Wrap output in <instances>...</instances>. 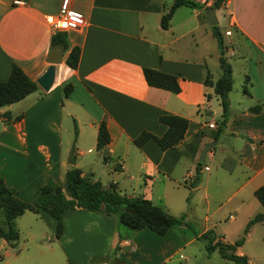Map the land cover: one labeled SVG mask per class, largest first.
I'll list each match as a JSON object with an SVG mask.
<instances>
[{
	"label": "crops",
	"instance_id": "crops-1",
	"mask_svg": "<svg viewBox=\"0 0 264 264\" xmlns=\"http://www.w3.org/2000/svg\"><path fill=\"white\" fill-rule=\"evenodd\" d=\"M13 1L0 0V81L16 64L36 82L49 66L46 56L57 32L47 17L58 13L61 0ZM195 1L196 7H177L163 29L160 19L173 0H69L84 15L85 25L62 31L69 48L54 65L51 87L44 90L36 82L34 92L0 107V177L19 199L33 203L38 186L61 185L71 168L105 187L114 183L127 196L137 195L119 190L118 174L139 171L149 189L158 176L166 178L180 169L178 184L188 188L191 198L186 201L195 204L199 197L205 221L213 219L197 237L214 228L216 240L233 244L247 222L264 212L254 194L264 183V0H226L215 9V15L221 12L228 21L225 32L230 33L221 36L233 77L225 127L217 140L222 108L213 86L204 84L206 76L214 83L222 74L205 10L214 0ZM74 46L80 54L73 69L65 58ZM143 67L176 76L180 91L148 85ZM65 84L72 86L67 96ZM256 105L259 110L251 111ZM164 114L188 120L183 139L167 150L152 139L135 146L133 139L142 131L164 133L166 126L158 121ZM101 122L110 140L97 148ZM209 143L214 144L201 162V179L190 188L200 153ZM96 161L103 164L101 173L113 172L114 179L104 183L95 176ZM24 216L55 234L56 221L49 214L27 210L16 221ZM228 221L233 223L223 225ZM62 223L63 235L54 236L57 256L51 257L49 245L40 240L28 246L33 232L16 247L19 230L14 247L0 239V264H170L191 259L181 254L175 258L181 246L170 241V229L163 235L147 228L131 230L119 225L114 213L76 208L63 215ZM256 232L264 237V219L251 224L244 242L231 251L246 256L247 264L256 256L249 246Z\"/></svg>",
	"mask_w": 264,
	"mask_h": 264
},
{
	"label": "trees",
	"instance_id": "trees-1",
	"mask_svg": "<svg viewBox=\"0 0 264 264\" xmlns=\"http://www.w3.org/2000/svg\"><path fill=\"white\" fill-rule=\"evenodd\" d=\"M224 1L226 0H214L211 6L205 7V10L207 11L210 7L218 9ZM181 5L196 7L198 4L194 0H173L169 12L172 14ZM171 14L167 12L162 15L160 26L163 29L169 27ZM210 28L218 43L219 65L222 74L214 83L210 81L209 75L206 76L204 84L213 86L214 95L218 97L222 108V120L214 136V139L217 140L225 127L229 106L228 93L232 89L233 77L231 66L224 56L225 47L221 32L217 29L216 25ZM56 44H61L65 49L69 48L66 32L57 31L51 36V45ZM79 54V47L74 46L70 48L65 58V63L73 69L76 68ZM142 71L148 85L166 89L173 93L180 91L176 76L148 67H143ZM63 88L64 94L67 96L72 86L71 84H65ZM36 89V82L30 79L19 66L12 64L8 78L0 81V107L19 101ZM242 90L244 93H247L246 83L243 85ZM250 110L253 112L258 111L259 106H253ZM158 121L166 126L164 133L161 136H157L149 131H142L133 139L135 146L141 147L148 140L152 139L161 150H167L173 148L183 139L188 127V120L186 118L178 115L164 114L158 117ZM109 140L110 136L106 125L104 122H101L98 126L96 147L102 148ZM103 159L105 160L106 158L104 157ZM200 166L201 162H198L196 171L190 179V188L196 186L201 179ZM115 187L114 183H110L105 187L99 180H94L91 176H82L78 168H71L66 172L64 182L61 185L45 184L38 186L34 191L33 203H27L19 199L15 195L14 190L8 187L2 177H0V238L4 239L11 247L15 246L18 240V229L15 220L27 210L36 214L45 212L52 216L56 221L54 234L56 238L61 237L64 233L63 215L67 211L76 208H84L92 212L114 213L117 215L119 224L131 230L147 228L158 235H163L170 228L183 223V216L178 217L168 213L164 208L153 204L151 200L144 196L121 194ZM254 194L257 200L264 206V183L255 190ZM189 198L188 195L187 201H189ZM263 219L264 212L257 213L247 222L243 235L233 244L216 240L212 229L202 233L199 238L206 241L205 248L208 254L217 249L221 257L232 261L234 264H247L246 256L237 255L231 251L235 246H239L244 242L249 226Z\"/></svg>",
	"mask_w": 264,
	"mask_h": 264
},
{
	"label": "rangeland",
	"instance_id": "rangeland-1",
	"mask_svg": "<svg viewBox=\"0 0 264 264\" xmlns=\"http://www.w3.org/2000/svg\"><path fill=\"white\" fill-rule=\"evenodd\" d=\"M208 6H211V4ZM223 13L225 12L223 11ZM216 17L218 20V24H216V27L222 34H224L225 29L228 27V21L221 12H218ZM99 161H96V166L94 167L95 176L100 177L104 181V183L108 180L114 179V175H111L113 174V172L108 171V173H101L103 164ZM129 171L131 173H128V175L118 174L116 176V178L118 177L117 180L120 181L119 190H121V192H127L130 194L133 193L134 195L143 194L145 196H148L149 199H152V202L164 208L168 213L178 217L183 216V223L177 224V226L170 228L171 233H173L170 241H172L175 247H177L178 245L181 246V249L177 250V253H175L176 259L181 254V256H183L182 258H191L194 264H233V262L222 258L218 252H215L214 254H208L205 248L206 241L199 238V236H196L197 234L202 232L206 226L210 225L213 222V219L205 221V204L199 203V197L196 198L195 204L189 205L186 201L188 188L183 184H178V178L182 174V171L180 169H176L175 172L169 176L170 178H164L162 177V175L158 176L154 180L152 187H150L149 189H145L143 187L142 182L144 177L139 171ZM130 174L133 176V179L131 180L129 179ZM210 208L212 209L214 207L211 206ZM25 215L33 217L30 213ZM15 223H17L18 231L20 230V238L16 247H19L20 243L23 244L25 238H29V233L33 232V240L28 239V246L32 247V245L40 240L41 243L49 245L46 249L49 251V255L51 257L57 256V251L59 249L56 246L54 234L44 224L35 223L32 220L26 218V216H24L21 221L15 220ZM32 223L34 224L33 226L31 225ZM232 223L233 222L231 221H228L226 223L223 222V225L230 226ZM209 229H213L214 231H216L214 228ZM45 231L47 233L43 236V238L40 237V232ZM249 246L251 248V252L256 255L255 257H252L250 264H264V237H261L259 232H256L253 239L250 241ZM1 255L2 249L0 248V256ZM258 256L260 258H258ZM110 259L111 261L114 260L112 258ZM183 260L184 259H182L181 261ZM180 262L172 261L170 262V264H179Z\"/></svg>",
	"mask_w": 264,
	"mask_h": 264
},
{
	"label": "water",
	"instance_id": "water-1",
	"mask_svg": "<svg viewBox=\"0 0 264 264\" xmlns=\"http://www.w3.org/2000/svg\"><path fill=\"white\" fill-rule=\"evenodd\" d=\"M169 14L171 13L169 12ZM206 17H207V22L209 25L213 26L217 24L215 8L210 7L207 10ZM64 51H65V48L61 44H56V45L51 46L46 56V62L49 63V66L46 69V71L36 80L37 84L44 90H48L51 87L53 83V79H54V72H55L54 65L62 62ZM213 144L214 143H209L205 145V147L202 149L200 153V158H199L200 162H204L205 154ZM179 264H193V263L191 259H184Z\"/></svg>",
	"mask_w": 264,
	"mask_h": 264
},
{
	"label": "built area",
	"instance_id": "built-area-1",
	"mask_svg": "<svg viewBox=\"0 0 264 264\" xmlns=\"http://www.w3.org/2000/svg\"><path fill=\"white\" fill-rule=\"evenodd\" d=\"M14 4H22L21 0H14ZM48 23L55 31L77 29L85 25V18L82 13L70 7L69 0H61L59 11L56 15L47 17ZM227 34L230 32L227 31Z\"/></svg>",
	"mask_w": 264,
	"mask_h": 264
}]
</instances>
